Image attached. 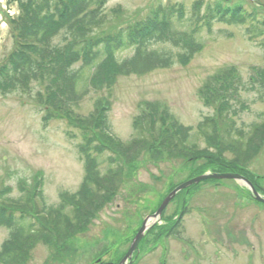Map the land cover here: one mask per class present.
I'll list each match as a JSON object with an SVG mask.
<instances>
[{"label":"rangeland","instance_id":"1","mask_svg":"<svg viewBox=\"0 0 264 264\" xmlns=\"http://www.w3.org/2000/svg\"><path fill=\"white\" fill-rule=\"evenodd\" d=\"M195 1L198 0H108L106 23L96 34L100 37L114 35L119 29L147 18L160 4H182L190 11ZM203 1L206 5L219 3L226 9L242 7L264 22V0ZM17 14L13 0H0V65L13 50L9 20ZM262 39L248 36L246 27L216 22L212 29L205 28L200 33L198 41L204 47L188 64L183 65L176 58L168 69L141 77H118L111 88L92 89L75 107V118L85 120L93 113L99 99L107 100L111 105L107 114L108 132L122 142H129L135 136L134 119L146 103H152L166 108L181 125L194 128L193 134H197V125L218 113V108L209 104L204 95L216 80L227 74L233 85L240 88V104H237L236 116L230 114L235 104L232 102L222 112L230 122H236L238 129L247 132L254 123H262L264 113V100L259 91L251 88L259 71L264 70ZM153 48L170 52L172 56L179 53V49L166 44ZM132 54L126 51L119 58L126 59ZM37 89L39 86L34 85L27 92L0 93V202L21 201L23 190L30 192L40 182L41 194L36 193V196L42 197H36L34 205L41 214L42 206L58 208L62 195L72 196L80 189L85 165L78 149L83 141L81 128L65 117L46 121L47 114L37 101ZM218 126L219 137L225 139L228 148L233 147L235 142L222 132L227 125L219 119ZM239 136L234 134V140ZM197 146L205 153L190 155L187 162L170 150L163 151L160 159L146 154L137 165L125 167L123 184L113 200L91 220L84 232L68 242V251L64 248L65 253L63 250L55 252L51 246L39 243L29 264H96L99 256H103V264L121 261L144 220L158 211L174 189L196 176L222 170L238 173L233 169V148L221 152L219 145L215 148L204 140ZM113 155L106 151L99 161L106 163ZM246 166L247 176L254 174L262 178L256 179V183L264 190V142ZM203 187L188 213H183L178 230L182 239H170L164 246L160 244V237L186 205V189L166 208L165 224L147 237L141 248L140 264H165L164 259L166 264H264V206L249 203L247 190L234 181L224 180L222 186L206 184ZM8 235L9 230L0 227V248ZM186 237L194 241L203 259L190 253L182 242ZM165 248H169V253L164 258Z\"/></svg>","mask_w":264,"mask_h":264},{"label":"trees","instance_id":"2","mask_svg":"<svg viewBox=\"0 0 264 264\" xmlns=\"http://www.w3.org/2000/svg\"><path fill=\"white\" fill-rule=\"evenodd\" d=\"M107 3L108 0H13L18 8L17 16L9 20L14 47L0 65V93L27 92L38 85L37 101L47 114L46 121L65 117L79 125L83 141L78 149L85 178L75 194L62 195L58 208L44 205L41 214L34 205L37 184L30 192L23 190L21 201L0 202V227L9 230L8 239L0 248V264H29L39 243L51 246L55 252L62 253L64 248L68 251V242L84 232L113 200L123 184L125 167L137 165L146 154L160 159L163 151L171 150L187 162L188 156L205 153L197 146L204 140L212 147L219 145L221 152L233 148V167L245 168L246 162L261 150L264 113L262 123H254L244 132L222 112L232 102L235 104L230 114L236 116L240 104V88L227 74L205 93V100L215 105L218 113L204 118L196 127L197 134H193L194 128L181 125L166 108L152 103H146L134 119L135 136L129 142L108 134L111 105L107 100L99 99L85 120L75 118V107L92 89L111 88L118 77H141L168 69L176 58L183 65L188 64L204 47L198 41L200 33L205 28L212 29L216 22L246 27L251 38H263L264 49V22L254 12L242 7L226 9L219 3L206 5L203 0L195 1L190 11L182 4H160L141 22L100 37L96 30L106 23ZM160 44L179 49V53L172 56L153 48ZM126 51L132 56L120 59ZM251 88L259 91L264 100V70L259 71ZM219 119L227 125L222 132L235 142L233 147L228 148L225 139L219 137ZM234 134L240 136L234 140ZM106 151L114 153L107 164L99 161Z\"/></svg>","mask_w":264,"mask_h":264},{"label":"flooded vegetation","instance_id":"3","mask_svg":"<svg viewBox=\"0 0 264 264\" xmlns=\"http://www.w3.org/2000/svg\"><path fill=\"white\" fill-rule=\"evenodd\" d=\"M226 172L227 173H231L230 171H227V170H226ZM237 172L238 173H232V174L239 175V176L244 177V178L248 179L249 181H251V183L254 185V187L258 191V193L264 198V190H262L260 188V186L256 183V179H254L253 176L252 177L251 176H247L246 172H240L239 170ZM193 178H195V177H193ZM193 178H191V179H193ZM223 182L224 181H208V182L201 183V184H204L203 186H205L206 184H213V185H217V186H222ZM234 182H236L238 184H242V186L247 190V192H248L247 194H248V198H249L248 199V202L249 203H253V204H256V205H259L260 204V203H258L254 199L253 196H251L248 188L242 182H240V181H234ZM201 184L198 185L197 187H192V188H190V189L187 190V198L188 199L186 200V204H187L188 207L185 205V207L187 208V211H188L189 206L192 204V202L196 198V196L201 193V190H203L204 187ZM260 205L264 206V204H260ZM186 213H188V212H186ZM182 217L179 216V218L172 223V226L168 229V231L160 237V244H162V246H164L168 241H170V239L171 240H173V239L174 240H177V239H180L181 240L182 239V237H181V235H180V233L178 231L179 230V227H180V225L182 223V220H183ZM163 221H164V214L162 215V218L160 219V221L156 224L155 228L152 229L150 231V233L143 239V241L140 243L137 251L134 252V254L132 255V257L130 259H128L125 262V257L127 256V254L129 252V249L131 248V246H130V248L128 249L127 252H124V257L122 258L121 261L116 262V263H107V264H121V262L123 261V259H124V264H140L142 262V257H141L142 252H141V248H142L144 242L146 241L147 237L150 236L151 232H153L155 229L159 228L162 225V223L165 224V221L164 222ZM205 233L207 234V232H205ZM207 235H209V233ZM158 239H159V237H158ZM183 240L184 241H182V242L184 243V245H186V247L188 249H190V253H192L193 256L195 255V257H199L197 259H203L204 258L203 255L200 254V252L198 251V248H197L196 244L194 243V241H192L190 238H187V237L184 238ZM126 241H129V237L126 238ZM163 241H165V242H163ZM131 245H132V243H131ZM159 246L160 245H158L154 249L156 250ZM168 250H169V248H165L164 249V252H165L164 258L166 257V253H169ZM189 257L191 258L192 255H189ZM163 262L166 264L167 263L166 259H164ZM96 264H103L102 258H99V260H98V262Z\"/></svg>","mask_w":264,"mask_h":264},{"label":"water","instance_id":"4","mask_svg":"<svg viewBox=\"0 0 264 264\" xmlns=\"http://www.w3.org/2000/svg\"><path fill=\"white\" fill-rule=\"evenodd\" d=\"M209 180H235V181H240L243 184H245L252 191L254 197L256 198V200L258 202L264 203V199L262 197H260V195L255 191L252 184L250 182H248L246 179H244L243 177H240L238 175H233V174H205V175H202V176L195 178L189 182H186L185 184H182L181 186L176 188L163 201V203L161 204L158 211L153 216H151L145 220L141 230L139 231L138 235L136 236V238H135V240L131 246V249H130V251H129V253L125 259V262L132 257L133 253L138 248L140 242L145 237L146 233L160 221L163 212L165 211L167 206L172 202V200L176 197L177 194H179L181 191H183V190H185V189H187L193 185L199 184V183L204 182V181H209ZM122 264H124V261L122 262Z\"/></svg>","mask_w":264,"mask_h":264}]
</instances>
